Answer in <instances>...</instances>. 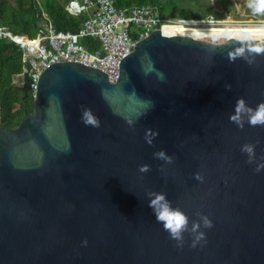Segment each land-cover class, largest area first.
Wrapping results in <instances>:
<instances>
[{
    "label": "water",
    "instance_id": "1",
    "mask_svg": "<svg viewBox=\"0 0 264 264\" xmlns=\"http://www.w3.org/2000/svg\"><path fill=\"white\" fill-rule=\"evenodd\" d=\"M134 43L115 82L49 65L32 113L0 125V264H264V126L230 119L264 103V41ZM159 193L187 217L179 239Z\"/></svg>",
    "mask_w": 264,
    "mask_h": 264
},
{
    "label": "built area",
    "instance_id": "2",
    "mask_svg": "<svg viewBox=\"0 0 264 264\" xmlns=\"http://www.w3.org/2000/svg\"><path fill=\"white\" fill-rule=\"evenodd\" d=\"M65 9L73 17L85 15L76 31L57 30L44 12L33 37L0 26V39L16 43L21 50V70L14 76L13 83L21 85L27 78L33 99L41 73L51 64L76 62L101 70L109 82H115L120 60L133 50L134 42L152 31L162 30L167 25L194 27L221 22L214 16L162 17L157 8L148 3L118 6L114 0H69ZM255 24H264V20ZM83 38H90L92 42L84 44Z\"/></svg>",
    "mask_w": 264,
    "mask_h": 264
},
{
    "label": "trees",
    "instance_id": "3",
    "mask_svg": "<svg viewBox=\"0 0 264 264\" xmlns=\"http://www.w3.org/2000/svg\"><path fill=\"white\" fill-rule=\"evenodd\" d=\"M16 6H11L7 0H0V26H6L14 33L33 37L39 22L43 20L42 13L57 30L76 31L85 15L70 16L65 9L69 0H15ZM116 5L125 6L131 3H148L157 8L162 17L206 18L214 16L221 18L222 13L211 9L209 0H114ZM194 38L221 42L230 35L223 37L209 33H190ZM82 43L92 42L83 38ZM96 45V43H95ZM21 50L19 46L8 40L0 39V125L7 128L15 127L24 117L32 113L33 98L29 92L28 79L24 78L21 85L13 83L14 76L21 70Z\"/></svg>",
    "mask_w": 264,
    "mask_h": 264
},
{
    "label": "clouds",
    "instance_id": "4",
    "mask_svg": "<svg viewBox=\"0 0 264 264\" xmlns=\"http://www.w3.org/2000/svg\"><path fill=\"white\" fill-rule=\"evenodd\" d=\"M255 5H256L254 8L255 13H264V0H255ZM253 51H255L258 54L264 53V48L257 47L253 49ZM235 111H236V115L231 116L230 117L231 120L240 123V113L247 111L248 113H250L249 124L251 126H257V125L264 126V103L259 104L256 110L253 112L251 109L246 108L243 99H240L237 101ZM83 118L85 124H91L97 127L99 126L98 120L93 115H91L89 110H85ZM129 123H131V121H129ZM240 126L242 127L243 125L240 124ZM245 149L248 152L252 151L251 146H245ZM159 155L163 156V153L161 152L159 153ZM140 170L147 171L148 166L144 165L141 167ZM149 206L153 208L156 214L157 221L163 224L164 229L171 234L172 238L179 239L181 231L185 229L187 224L186 215L182 213L180 210L172 209L163 193L156 194L154 199L150 201ZM206 223H208V225L210 226V222H206Z\"/></svg>",
    "mask_w": 264,
    "mask_h": 264
},
{
    "label": "rangeland",
    "instance_id": "5",
    "mask_svg": "<svg viewBox=\"0 0 264 264\" xmlns=\"http://www.w3.org/2000/svg\"><path fill=\"white\" fill-rule=\"evenodd\" d=\"M7 1L11 6H16L15 0ZM209 5L212 10L223 14L221 18H218L221 22L218 24L204 25L208 29L198 33H209L219 37L231 36L232 34L253 33L260 40L264 41V30H260L264 29V24H255L264 20V13L254 12L256 6L255 0H209Z\"/></svg>",
    "mask_w": 264,
    "mask_h": 264
},
{
    "label": "bare ground",
    "instance_id": "6",
    "mask_svg": "<svg viewBox=\"0 0 264 264\" xmlns=\"http://www.w3.org/2000/svg\"><path fill=\"white\" fill-rule=\"evenodd\" d=\"M208 28L204 27V25H198V26H187L184 27L183 25H167L163 27V31H165L168 34L171 35H175V36H179V37H187V38H194L191 35H188L190 33H198L200 31H206ZM211 29H215V28H211ZM260 30H264V29H260ZM246 35H252L254 36L257 40H260L257 35L253 34V33H244V34H232L231 36H229L227 39L225 40H229L230 38L234 37V36H246ZM194 39H198V38H194ZM224 40V41H225ZM262 41V40H260Z\"/></svg>",
    "mask_w": 264,
    "mask_h": 264
}]
</instances>
